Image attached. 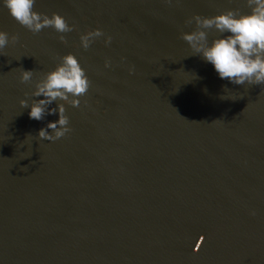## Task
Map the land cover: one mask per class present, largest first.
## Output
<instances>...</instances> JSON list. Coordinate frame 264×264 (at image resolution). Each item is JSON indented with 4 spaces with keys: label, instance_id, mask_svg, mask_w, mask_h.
Segmentation results:
<instances>
[{
    "label": "water",
    "instance_id": "water-1",
    "mask_svg": "<svg viewBox=\"0 0 264 264\" xmlns=\"http://www.w3.org/2000/svg\"><path fill=\"white\" fill-rule=\"evenodd\" d=\"M229 8L249 10L36 0L75 25L65 43L52 28L33 34L0 0V30L19 34L0 55V264H264V88L221 79L181 39L189 17ZM95 28L105 36L83 49ZM69 52L91 87L79 107L65 102L72 130L40 139L59 114L29 117L20 100L37 98L20 67L36 80Z\"/></svg>",
    "mask_w": 264,
    "mask_h": 264
},
{
    "label": "clouds",
    "instance_id": "clouds-1",
    "mask_svg": "<svg viewBox=\"0 0 264 264\" xmlns=\"http://www.w3.org/2000/svg\"><path fill=\"white\" fill-rule=\"evenodd\" d=\"M2 2L11 17L33 34L45 28H52L60 34L59 40L67 43L64 34L75 28V25L69 24L59 12H53L49 16L36 10V0ZM246 4L248 11L229 8L212 16L195 14L189 17L185 25L191 26L194 22L195 27L192 31H182L181 39L188 43L194 55H199L211 63L221 79H227L234 85H259L264 88V0H246ZM211 31L220 35L210 42ZM104 36L101 28L82 33L81 47L87 50L96 39ZM18 41L19 34L10 36L7 31L0 30V55H6V47ZM111 41L112 37L108 35L105 43L110 44ZM105 66H111V61L106 60ZM34 75V70L20 67V82L34 84V90L25 92V96L37 98L32 100L30 106L28 99H21L20 105L22 108H31L29 117L34 120H43L46 115H55L58 111L59 119L48 122L46 127L39 130L38 135L40 139L56 141L72 130L65 102L79 107L80 97L87 94L91 81L79 58L71 52L60 57L56 67L43 73L39 79L34 80ZM226 89L227 85L224 86V90ZM221 99L226 98L222 95ZM58 101L57 107L49 108V105ZM200 239L203 241L204 237L201 236ZM199 247L200 245H197V248Z\"/></svg>",
    "mask_w": 264,
    "mask_h": 264
}]
</instances>
